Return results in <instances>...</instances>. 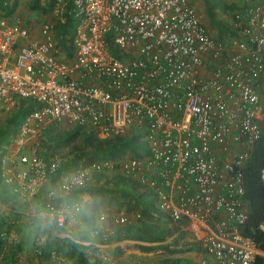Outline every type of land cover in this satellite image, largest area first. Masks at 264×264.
I'll return each mask as SVG.
<instances>
[{
  "label": "built area",
  "instance_id": "2783aa9c",
  "mask_svg": "<svg viewBox=\"0 0 264 264\" xmlns=\"http://www.w3.org/2000/svg\"><path fill=\"white\" fill-rule=\"evenodd\" d=\"M32 1L54 2L61 18L70 7L73 25L66 52L54 24L34 38L21 18H0V114L20 100L36 105L0 152V180L20 202L35 199L58 171L60 157L41 156L50 126L99 140L138 136L147 153L118 168L81 160L51 185L75 180L83 188L96 174L119 171L155 196L161 216L188 223L203 251L196 264H254L264 256L241 234L245 166L264 130V0H223L236 35L217 40L188 0Z\"/></svg>",
  "mask_w": 264,
  "mask_h": 264
},
{
  "label": "trees",
  "instance_id": "16d2710c",
  "mask_svg": "<svg viewBox=\"0 0 264 264\" xmlns=\"http://www.w3.org/2000/svg\"><path fill=\"white\" fill-rule=\"evenodd\" d=\"M236 6L231 7L230 9H235ZM70 7L67 8L64 13V23L58 29V36L56 37L57 41H60V46L69 52L68 40L66 39L67 35L70 33V27L73 25L72 18L69 15L68 11ZM225 11H229L228 8H224ZM59 37V38H58ZM262 94V92H261ZM264 95V94H262ZM26 102L20 100L17 105L15 116L10 117L11 114H5L6 119L2 122L0 121V152L1 146L7 144L9 138L16 132V128L22 118V116L30 112L36 105L30 104L25 107ZM263 111H264V104ZM10 117V118H9ZM2 126H5L4 130ZM48 132L54 130V126H50ZM80 129H73L72 131L66 132L62 137L57 134L56 136L50 137L52 144L48 147L46 155H43L44 160L47 162L49 159H52L54 156H59L53 149V143H55L57 136L61 137L62 145L69 143L74 137H77L80 133ZM84 146L78 151L75 152L74 156L68 157L69 155L59 156L62 160L59 162V168L55 176H51L50 183L54 184L60 180L63 174H68L76 171L80 164L81 160H86L91 157V161L87 162L90 165L94 161L99 160H114L116 148L122 146H133L134 143L140 146L143 152L147 153L146 146L142 145L140 141H136L134 138H121L116 137L110 140H99L93 133L83 134ZM47 137V131L43 134V138ZM57 144V145H59ZM60 147V146H59ZM118 166V165H117ZM115 166L116 168H118ZM107 182L105 184H93L91 179L87 186L81 188L83 192L88 196H93L95 194H106L112 196H118L120 199L129 203L130 207L128 209V219L130 215L139 216V220H142V224L136 225L129 219V222L125 225H117L113 232L108 233L106 230H99L98 220L95 216L87 220L92 228V233L85 234V239L91 241L92 243H99L101 245H107L112 242L124 241V240H134L141 241L143 240L144 234H152L159 228L153 225H147L144 220H154L156 216H161L157 212L155 196L146 190L141 184L136 181H133L121 172H107L105 173ZM116 181V186H110L112 182ZM99 182V181H98ZM245 195L247 201V222L241 228V234L247 238L252 239L259 250L264 253V130L263 135L260 140L255 144L253 152L251 153L248 161L245 166ZM43 187V191L36 196V200H44L46 192ZM148 198L152 203L147 204L145 198ZM126 215V214H125ZM166 218L165 216H161ZM115 218V217H114ZM117 218V217H116ZM113 220V219H112ZM186 225V223H185ZM183 227H177L174 230H167L168 234H165L162 230L160 231L161 240L163 241L166 238L173 237L177 231ZM96 230L99 232L96 233ZM163 237V238H162ZM64 242H67L65 244ZM46 242L44 248H42V264H52L51 253L55 250L58 254L63 255V257L73 258L77 264H100V262L91 263L84 253L80 251L83 249L82 246L75 243L74 240H62L60 242ZM54 244H56L54 246ZM20 247L15 246V251L18 252ZM157 264H189V262L183 258H165ZM254 264H264V256H258Z\"/></svg>",
  "mask_w": 264,
  "mask_h": 264
},
{
  "label": "rangeland",
  "instance_id": "374dc122",
  "mask_svg": "<svg viewBox=\"0 0 264 264\" xmlns=\"http://www.w3.org/2000/svg\"><path fill=\"white\" fill-rule=\"evenodd\" d=\"M189 3L195 8L197 13L200 16L201 22L206 27L209 34L214 39H220V38H226V37H235L234 28L232 26V18L229 15L227 11L224 10L222 4L223 0H188ZM49 2V1H48ZM45 8V15L44 19L46 22H50L54 24V35L55 37L58 36V29L62 25L60 16H56V8L57 5L52 3H44ZM45 22V23H46ZM70 32L72 33V26L70 27ZM59 38V37H58ZM57 43L60 46V41H57ZM61 47V46H60ZM262 101L264 104V95L262 97ZM18 107L15 106L13 110L9 113L11 114L10 117L15 116L16 109ZM9 117V118H10ZM7 117L5 114H0V121L2 122ZM21 122H19L18 126H20ZM17 126V127H18ZM5 126H2V129L4 130ZM50 128V127H49ZM50 130V129H48ZM47 130V137L43 138V147H42V157L43 155L47 154L48 147L52 144L50 141V137L56 136L59 134L61 137L66 132L72 131V128H66V127H54V130L48 132ZM75 130V129H74ZM136 132V130H134ZM81 134H79L77 137H74L72 140L69 141V143L62 145V139L61 137L57 136L56 142L53 143V149L59 156H65L69 155L68 157L74 156L75 152H78L83 146V137L85 134V131H80ZM87 133V132H86ZM137 135V132L135 133ZM126 139V137H125ZM136 141L142 142L141 144L146 146V142H143L138 136H136ZM61 143V144H59ZM59 144V145H57ZM60 146V147H59ZM117 151L114 155V160H110L115 166L119 165L121 162H124L128 159L137 158L140 156L142 149L140 148L137 143H134L133 146H122L120 148H116ZM147 149V148H146ZM58 156V157H59ZM91 161V157L86 159L84 162L87 163ZM99 181V182H98ZM107 182V178L105 173H99L93 176V184H105ZM117 182L114 181L110 186H116ZM43 191V188L41 189V192ZM40 192V193H41ZM88 201V216L87 220H89L91 217L95 216L96 218H99L100 216L104 215L107 217L108 221H106L104 224H102L101 230H106L108 233L113 232L117 225L112 221H109L112 217H121V216H127L128 215V209L130 207L129 203L120 199L118 196H110L106 194H95L93 196H86ZM145 201L147 204L152 203L148 198H145ZM126 214V215H125ZM140 218V217H139ZM134 214L130 215V220H132L133 223L136 225H141L142 220H139ZM144 222L147 225H153L155 224L159 230H162L165 234H168L169 230H174L177 227H183L177 233L171 237L166 238L163 241L161 240L160 231L157 230L152 234H144L143 236V242L138 241H129L131 242L129 244L130 248L133 249V246L136 247L135 252L141 251L139 248H153L155 251L148 255H138L137 253H132L126 255L125 253H119L116 251V249H113V247H105L100 248L97 252L95 250H91L88 246L83 247V250L88 249L90 253L87 255V259L91 263L100 262V264H157L161 260H164L165 258H183L189 262V264H196L198 261H200L203 258V251L201 249V246L198 241L197 237L194 236L193 232L190 231L188 228V224L185 225L184 222L182 223H172L167 218L156 216L154 220H144ZM92 228L89 224H87V229L82 233L83 235L87 234L88 232L92 233ZM99 229V230H100ZM168 230V231H167ZM49 236H51L49 238ZM86 236V235H85ZM35 237V236H34ZM43 237V241L40 244V248H44L46 242H52L55 240L62 241L63 240H72L69 237L65 238H58L52 235H45L40 236ZM48 237V238H47ZM163 238V237H162ZM203 237L200 238L202 241ZM74 241H78L75 239ZM137 242V243H135ZM67 244V242H64ZM147 245V246H145ZM151 251V250H149ZM64 261L62 264H74L73 261L68 257H63ZM66 258V259H65ZM42 263V259L41 262Z\"/></svg>",
  "mask_w": 264,
  "mask_h": 264
},
{
  "label": "crops",
  "instance_id": "0c3cea01",
  "mask_svg": "<svg viewBox=\"0 0 264 264\" xmlns=\"http://www.w3.org/2000/svg\"><path fill=\"white\" fill-rule=\"evenodd\" d=\"M44 3H52V2L50 1L35 2L32 0H0V18L7 19L9 22L14 17L21 18L23 20L24 26L30 29L32 36L34 38L39 37L40 29L42 25L46 22L44 19L45 18L44 15L46 13L44 8L45 7ZM35 200L36 198L31 200L30 202L29 201L22 202L23 200L20 202V198L14 192V189L12 187L7 186L6 183L4 184L0 180V264H19L20 259H23V261L33 260L35 264H42L40 263L42 259L41 257L42 251L38 255L35 254V249L38 247L37 241H39L40 244V240L42 238L40 236L34 237V235L30 233L28 227L30 223L29 211L31 206H28V210L22 212L18 211L22 205H28V204L31 205L32 202ZM100 217L98 220V226H99L98 229L102 227V224L108 221L107 219L105 222H102L100 220ZM97 232L99 231L96 230V233ZM58 234L60 233H55L53 235L55 237H58L57 236ZM87 234H89V232ZM2 237L5 239H3ZM50 237L51 236H49V238ZM58 238H65V237H58ZM77 240L78 241H74V242L82 247L88 246L91 250L96 249L95 250L96 252L100 248H105V247H113V249H116L117 252L119 253L123 252V254L125 253L126 255L128 254L132 255V253H137L138 255H148L153 251H155V249L153 248L142 247L139 249L144 252L141 251L135 252L136 250L134 249H136V247L133 246V249H131L129 246V244L131 243L129 241H134V240H124V241L112 242L107 245H101L99 243H92L91 241L86 240L85 235L83 234H81L79 238H77ZM52 242L56 243L60 241L55 240ZM139 242H143V240L138 241V243ZM55 245L56 244H54V246ZM15 246L20 247V250L18 252H14ZM80 251L84 253L86 258L88 257L87 255L90 253L88 249L86 250L80 249ZM52 253H56L57 255L62 257V261H59L52 258V256H50L52 264H62L63 262H65L63 255L58 254L55 250ZM70 259L73 261L74 264H77L73 258Z\"/></svg>",
  "mask_w": 264,
  "mask_h": 264
},
{
  "label": "clouds",
  "instance_id": "9594fccd",
  "mask_svg": "<svg viewBox=\"0 0 264 264\" xmlns=\"http://www.w3.org/2000/svg\"><path fill=\"white\" fill-rule=\"evenodd\" d=\"M44 191L47 200H35L30 208L29 231L34 236L63 231L75 240L87 229L88 201L75 180L49 185ZM51 201V203L48 202Z\"/></svg>",
  "mask_w": 264,
  "mask_h": 264
}]
</instances>
